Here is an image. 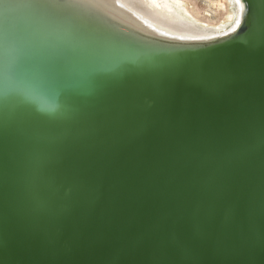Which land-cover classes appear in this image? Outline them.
<instances>
[{
    "label": "water",
    "instance_id": "obj_1",
    "mask_svg": "<svg viewBox=\"0 0 264 264\" xmlns=\"http://www.w3.org/2000/svg\"><path fill=\"white\" fill-rule=\"evenodd\" d=\"M247 1L240 35L176 47L0 0L20 16L0 19V264H264V0Z\"/></svg>",
    "mask_w": 264,
    "mask_h": 264
},
{
    "label": "bare ground",
    "instance_id": "obj_2",
    "mask_svg": "<svg viewBox=\"0 0 264 264\" xmlns=\"http://www.w3.org/2000/svg\"><path fill=\"white\" fill-rule=\"evenodd\" d=\"M24 1V0H23ZM70 3L78 9L88 11L96 16H100L102 21L116 29L128 33L130 36L158 43L167 46H194L204 47L212 44L225 42L241 34L250 24L252 15L251 6L249 9L247 0H227L237 10L236 20L240 19L241 23L235 31H224L222 35L219 30L225 25L211 27L206 22L201 21L194 16L183 5L181 0H59ZM226 1V0H225ZM92 5V6H91ZM243 5V8H241ZM37 6V5H33ZM97 7L94 8V7ZM16 6H13L11 12ZM0 3V12H2ZM19 11L22 8L18 9ZM251 11V12H250ZM29 16H39L42 12L33 10ZM28 16V17H29ZM227 16V15H226ZM230 14L226 19L231 20ZM20 16L13 14L3 16L0 19H7L18 23ZM33 19V18H32ZM205 21V20H204ZM220 23V22H219ZM212 24V23H211ZM216 25V24H215ZM217 29V30H216Z\"/></svg>",
    "mask_w": 264,
    "mask_h": 264
},
{
    "label": "rangeland",
    "instance_id": "obj_3",
    "mask_svg": "<svg viewBox=\"0 0 264 264\" xmlns=\"http://www.w3.org/2000/svg\"><path fill=\"white\" fill-rule=\"evenodd\" d=\"M181 1L183 5L188 9V11H190L194 16H196L201 21L206 22L209 26L218 27L224 24L225 27L219 30V32L222 35H224L223 34L224 31L231 30L236 22L237 10L227 0L226 1L225 0H181ZM233 10H236L235 14ZM230 14H232L233 17L231 20H227L226 18Z\"/></svg>",
    "mask_w": 264,
    "mask_h": 264
},
{
    "label": "snow or ice",
    "instance_id": "obj_4",
    "mask_svg": "<svg viewBox=\"0 0 264 264\" xmlns=\"http://www.w3.org/2000/svg\"><path fill=\"white\" fill-rule=\"evenodd\" d=\"M239 2H240V0H237V3H239ZM241 8H243V5H241ZM240 23H241L240 19H237L236 20V26L238 27L240 25ZM232 31H235V28H233Z\"/></svg>",
    "mask_w": 264,
    "mask_h": 264
},
{
    "label": "clouds",
    "instance_id": "obj_5",
    "mask_svg": "<svg viewBox=\"0 0 264 264\" xmlns=\"http://www.w3.org/2000/svg\"><path fill=\"white\" fill-rule=\"evenodd\" d=\"M49 106H50V108H52V109H55V108L58 107V105H54V104H50Z\"/></svg>",
    "mask_w": 264,
    "mask_h": 264
}]
</instances>
